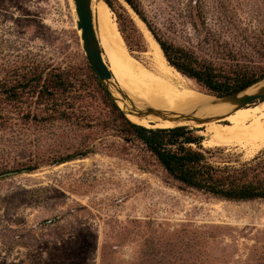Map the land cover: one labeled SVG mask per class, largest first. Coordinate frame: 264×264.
Returning <instances> with one entry per match:
<instances>
[{
    "label": "rangeland",
    "instance_id": "rangeland-1",
    "mask_svg": "<svg viewBox=\"0 0 264 264\" xmlns=\"http://www.w3.org/2000/svg\"><path fill=\"white\" fill-rule=\"evenodd\" d=\"M139 2L162 40L226 73L264 74V0ZM127 6L108 8L131 56L163 67ZM76 21L73 0H0V264H264V199L224 201L172 180L92 73ZM116 90L145 116L148 107ZM182 127L214 165L264 152L215 146L205 130Z\"/></svg>",
    "mask_w": 264,
    "mask_h": 264
},
{
    "label": "bare ground",
    "instance_id": "bare-ground-1",
    "mask_svg": "<svg viewBox=\"0 0 264 264\" xmlns=\"http://www.w3.org/2000/svg\"><path fill=\"white\" fill-rule=\"evenodd\" d=\"M127 8L137 19L150 46L158 52L165 64L163 67L156 66L152 70H147L136 62L127 49L108 6L101 0H91L93 24L103 52L102 58L103 61L105 58L108 70L112 74L110 83L114 81L117 84L116 87L111 86V89L120 99L119 105L126 112V118L144 128L199 127L205 130L212 145L239 147L246 153H253L263 148L264 100L249 104L244 108H236L226 100L198 92L186 78L168 66L157 42L141 20L128 6ZM151 54L153 55L152 52ZM263 86L264 83L254 85L240 94V97L256 94ZM117 87L137 102L136 109L148 107L159 111L163 118L151 115L143 118L135 116L130 104L123 101L116 91ZM182 116L192 119L215 117V120L198 123L193 120H180Z\"/></svg>",
    "mask_w": 264,
    "mask_h": 264
},
{
    "label": "trees",
    "instance_id": "trees-1",
    "mask_svg": "<svg viewBox=\"0 0 264 264\" xmlns=\"http://www.w3.org/2000/svg\"><path fill=\"white\" fill-rule=\"evenodd\" d=\"M102 1L110 9L112 8V0ZM123 1L145 24L169 66L180 75L194 81L208 94L222 97L240 93L264 80V74L252 77L243 72L226 73L211 63L202 61L192 52L162 40L146 21L139 0ZM90 69L96 75L91 66ZM98 84L100 85V82ZM64 85L65 82L59 79L51 88L59 90ZM14 89L15 86H11L8 90L13 100H16L17 93ZM24 90L30 93L31 84L26 83ZM102 90L112 101L110 94L104 88ZM113 106L135 138L155 157L165 173L180 186L229 202H251L264 199V152L238 166H232L225 161L222 165H214L210 162L212 151L194 150L190 147V145H199L201 138L194 136L193 132L185 127L147 129L127 121L123 113L115 105Z\"/></svg>",
    "mask_w": 264,
    "mask_h": 264
},
{
    "label": "water",
    "instance_id": "water-1",
    "mask_svg": "<svg viewBox=\"0 0 264 264\" xmlns=\"http://www.w3.org/2000/svg\"><path fill=\"white\" fill-rule=\"evenodd\" d=\"M73 3L75 8V14L77 17L76 27L79 32L80 41L82 43V48L85 53V56L98 79L105 86H114L113 83H110V81L112 80V76L110 71L108 70V67L103 61L102 50L96 37V32L93 24V15L91 10V0H73ZM243 92L214 98L226 100L235 105L236 108H244L245 106L251 104L253 101L264 99V86L256 94L245 95L240 97V94H242ZM133 114L135 115L134 112ZM142 115H145L144 117L151 115L163 118V115L159 111L153 110L151 108L147 109L145 114ZM183 119L193 120L194 122L198 123H208L215 120V117H212L210 119H192L189 117L182 116L180 120ZM10 174L12 173H8L7 175ZM2 176L3 175H1L0 177Z\"/></svg>",
    "mask_w": 264,
    "mask_h": 264
}]
</instances>
